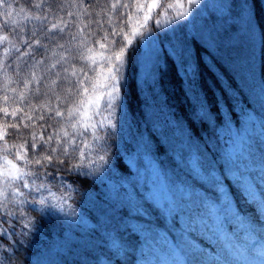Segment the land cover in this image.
Masks as SVG:
<instances>
[{"label":"snow or ice","instance_id":"snow-or-ice-1","mask_svg":"<svg viewBox=\"0 0 264 264\" xmlns=\"http://www.w3.org/2000/svg\"><path fill=\"white\" fill-rule=\"evenodd\" d=\"M235 2L241 6L236 15L247 18L253 34L259 29L264 42V26L256 20L257 5L264 6V0ZM200 3L201 0H187V5L161 0H0V252L11 254L0 256V264H12L20 250L26 249L27 238L39 230L40 221L54 216L57 210L62 212L67 197L61 195L53 203L52 187H68L66 179L75 183L91 177L98 183L105 176L113 178V166L131 175L123 159H117L119 153L115 157L109 154L110 138L117 124L119 129L122 127L125 106L120 107L118 122L100 117L103 111L116 114V100L121 99L124 89L134 93L141 57L151 59L157 83L168 72L187 80L189 85L195 82L217 124L224 123L222 112L226 108L239 126L236 103L249 108L251 104L241 84L244 77L238 61L242 57L232 55L235 46L226 48L225 37L211 29L195 28L199 8L191 19L173 25V20L189 16L185 7ZM177 9H181L178 14L174 11ZM205 71L212 77L210 84H203ZM127 96L124 91L125 101ZM189 108V139L204 145L203 151L197 149L195 153L196 165L212 177L214 184L227 190L237 213L264 225L260 209L241 187L243 174L240 179L233 178V169L205 141L204 133L209 138L213 134L210 125L203 118H193L199 109L190 102ZM140 135L143 138L144 134ZM147 138L155 141L157 152H166L159 147L163 142L154 125ZM185 155L192 157V153ZM189 179L205 192L211 191L215 203H220L221 193L215 188L209 189L191 173ZM256 188L264 199V188ZM99 200L109 203L103 195ZM143 206L157 218L162 215L147 200ZM119 214L122 219H143L133 216L129 206L121 207ZM93 219L99 223L98 217ZM156 223L164 226L160 219ZM233 227L229 224L228 230ZM123 235L117 232L120 238ZM189 235L215 251L195 232Z\"/></svg>","mask_w":264,"mask_h":264},{"label":"rangeland","instance_id":"rangeland-1","mask_svg":"<svg viewBox=\"0 0 264 264\" xmlns=\"http://www.w3.org/2000/svg\"><path fill=\"white\" fill-rule=\"evenodd\" d=\"M234 2L201 0L199 5L183 9L189 12V16L181 21L191 19L192 13L198 8L194 21L197 20L196 24L200 26L207 17L215 20L237 18L243 23L238 31L240 40L241 36L246 40L250 33L247 18L236 15L241 11V6ZM171 3L187 5V0H171ZM174 11L178 14L181 9ZM238 120V127L232 120L229 130L225 128L227 138L210 147L221 155L222 162L233 169L234 179H240L243 174L244 183L241 187L249 200L260 209L264 219V199H261L256 188V185L264 188V113L252 107ZM225 130L222 134L226 133ZM147 134L143 138L140 136L129 152L131 175L126 176L122 186L116 183V192L129 196L126 206L131 207L132 215L143 217L142 220L123 218L124 224L139 235V241L133 247L135 258L131 264H264V225L254 224L237 213L227 190L214 184L212 177L205 175L196 165L195 153L197 149L203 151L204 145L195 138L189 139L190 133L186 129L180 133L173 132L171 140L174 147L169 154L174 158H168L166 154L156 155L153 142L148 140ZM186 153H192V157L186 158ZM190 173L209 189L215 188L221 193L219 204L215 203L211 191L205 192L193 184L189 179ZM137 192L140 196H137ZM126 195L122 197L127 198ZM55 198L58 200V197ZM145 200L160 209L164 218L152 215L143 206ZM108 204L105 206L107 211L113 216H120L119 209L124 205L114 198ZM113 204L115 207H112ZM157 219L164 222L163 227L157 225ZM229 224L234 226L232 231L228 230ZM191 232L205 239L215 251L193 241L189 235ZM76 247H81V244ZM74 251L80 254L79 258L71 255L68 262L59 261L50 252L43 260L45 264L50 260L54 264H114L111 250L103 249L99 244L90 249L75 248Z\"/></svg>","mask_w":264,"mask_h":264},{"label":"trees","instance_id":"trees-1","mask_svg":"<svg viewBox=\"0 0 264 264\" xmlns=\"http://www.w3.org/2000/svg\"><path fill=\"white\" fill-rule=\"evenodd\" d=\"M23 2L24 0H21V3ZM163 2L171 3V0H163ZM234 4L239 5L236 2ZM256 20L258 24L264 26V6L259 4L256 8ZM196 21H194L195 28H208L224 36L225 47L227 48L228 45L235 46L232 55L242 57L238 61L240 74L244 77L241 84L251 107L249 108L244 103H236L234 111L237 118L252 107L264 113V52H262L264 42L261 40L259 29L255 34L250 32L246 40L242 36L240 40L241 34L238 31L243 23L237 18L215 20L207 17L204 22L202 21L201 26L197 25ZM182 22L181 20H173V25ZM233 25L236 26L235 29L232 28ZM189 27L192 28V25ZM138 64L139 71L135 75L136 88L134 93L128 89L122 91L121 99L116 100L115 115H111L109 111H103L102 117L109 116L113 122H118L120 107L122 104L125 106L122 127L119 129V124H117V128L113 130L115 134L110 138V157H115L119 153L117 159L122 158L124 164L132 172L129 152L133 149V144L140 140V133L144 135L148 133L149 136L151 127L154 125L163 142V145L159 147L166 150V152L163 150L157 152L155 141H153L156 155L166 154L168 158H174L172 154H169L174 147L171 134L173 132L180 133L185 129L188 131L186 113L192 111L189 108V102L199 109L198 116L193 118L197 121L203 118L210 125V132L213 133L211 138H209L208 133H204L205 141L209 146L212 147L214 144L220 143L222 139L227 138L228 134L225 128L229 130V124L234 120L228 109H223L224 123L218 125L214 115L208 112L204 94L195 82L189 85L187 80L184 82L181 77H174L171 72H168L157 83V74L151 59L147 55L143 56L139 59ZM202 81L203 84H210L212 77L205 71ZM121 82L123 83V72ZM124 91L128 92L127 101L123 99ZM217 95L219 94L217 93ZM209 99H211L210 96ZM2 106V93H0V107ZM221 107L223 108V104ZM101 108L103 109V102ZM0 123L3 121L0 120ZM197 126L199 127V123ZM223 130L226 131L225 134H222ZM98 134L103 135L104 133ZM175 136L177 139L178 134ZM111 171L113 178L105 176L98 183L91 177L88 180H78L75 183L66 179L65 184L68 187H60L59 190L52 187V192L55 193L53 197L55 203L57 202L55 197L59 198L61 195L67 197L62 205V212L57 210L54 216L45 217L40 221L39 230L27 238L26 249L20 250L17 256L13 258L12 264H45L43 257H46L49 252L55 254L59 261L66 260L68 262L71 255L79 258L80 254H76L75 248L90 249L91 246L98 244L103 249L111 250V255L114 256V264H117V261L119 264H131L135 258L133 247L138 243L139 235L131 229V231H125L129 227L124 224L122 217L110 214L105 208L109 204L99 200L103 195L105 200L111 201L114 198L115 201L124 206L129 204V196L126 193L117 195L118 192H116V183L122 186L124 179L129 174L122 172L116 166H113ZM122 195H126L127 198L122 197ZM102 209L104 211H101ZM63 213H67L68 216H64ZM93 217H98L99 223H96ZM80 220L81 223H77ZM117 232H123V238L117 236ZM80 244L81 247L77 248L76 246ZM53 248L55 253H53ZM8 255L11 254L0 252V256ZM47 264L54 263L50 260Z\"/></svg>","mask_w":264,"mask_h":264}]
</instances>
